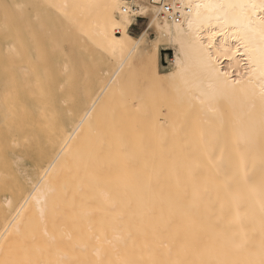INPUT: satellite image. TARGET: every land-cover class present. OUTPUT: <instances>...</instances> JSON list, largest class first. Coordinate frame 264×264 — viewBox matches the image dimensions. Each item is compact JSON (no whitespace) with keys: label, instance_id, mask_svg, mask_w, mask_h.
Returning a JSON list of instances; mask_svg holds the SVG:
<instances>
[{"label":"bare ground","instance_id":"obj_1","mask_svg":"<svg viewBox=\"0 0 264 264\" xmlns=\"http://www.w3.org/2000/svg\"><path fill=\"white\" fill-rule=\"evenodd\" d=\"M169 1L179 21L147 0H0V264H264V0ZM25 31L65 46L24 56ZM137 59L200 115L226 101L238 147L196 149V137H176L180 121L148 120V134L125 138L138 114L120 104L115 142L148 145L75 151L95 103L125 89ZM70 73L96 77L77 125Z\"/></svg>","mask_w":264,"mask_h":264},{"label":"rangeland","instance_id":"obj_2","mask_svg":"<svg viewBox=\"0 0 264 264\" xmlns=\"http://www.w3.org/2000/svg\"><path fill=\"white\" fill-rule=\"evenodd\" d=\"M2 21L3 16L0 15V22ZM146 21L145 17L139 18V21L131 26V31L137 34L141 33L147 25ZM27 30L31 31L28 28ZM28 31H25L26 34H24L23 44H21L20 49V53L24 56L39 54L45 56L49 54L58 55L54 52L55 49L65 46L64 43L57 42L42 44L38 38L32 39V35ZM155 34L153 29L148 30L149 37L153 38ZM172 53V50H162L161 63L169 66V61L173 57ZM61 55L59 54V56ZM98 56L103 57V54ZM95 80L94 74L88 77L86 73L80 76H73L70 73L68 76L67 86L70 90L68 108L70 109V116L76 120V125L90 106L88 101L91 92H93L92 89L94 90ZM125 82L123 91L109 89L95 103L91 115L83 122L82 129L72 139L75 151L92 153L99 147L109 151L111 146H114V148L118 146L116 151L134 153L139 150L138 145H148L146 140L139 142L140 144L136 142L134 145V142L132 143L131 141H125L124 143L115 142L114 137L120 128L116 126L113 120L116 119L114 113L120 104L126 105L130 111L138 114L132 116L126 124L125 138L132 137L134 129L148 134L151 128L147 123L148 120L161 121L168 128H170L172 122L180 121L181 130L176 134V137L179 139L188 136L196 137V149L210 145L214 147L215 151L220 153L226 146L238 147L237 127L234 125L230 107L226 101L221 104L216 114L208 115L207 117L204 114L200 115L199 112L195 111L197 102L194 97L187 100L181 94H178L176 85L163 81V79L161 81L159 76L143 59L135 60L130 66ZM191 117L197 118L198 125L194 130H188L187 121ZM221 117L223 120H221ZM139 120L142 123L137 124ZM201 143L206 145L203 146ZM178 144L180 143L177 142L175 145V153L186 150L183 145Z\"/></svg>","mask_w":264,"mask_h":264},{"label":"built area","instance_id":"obj_3","mask_svg":"<svg viewBox=\"0 0 264 264\" xmlns=\"http://www.w3.org/2000/svg\"><path fill=\"white\" fill-rule=\"evenodd\" d=\"M128 1L131 2L132 0ZM147 2L158 8V15L161 18L177 21L181 19V7L178 3L173 4L169 0H147ZM139 18L142 19L144 17L140 15Z\"/></svg>","mask_w":264,"mask_h":264},{"label":"snow or ice","instance_id":"obj_4","mask_svg":"<svg viewBox=\"0 0 264 264\" xmlns=\"http://www.w3.org/2000/svg\"><path fill=\"white\" fill-rule=\"evenodd\" d=\"M197 7H199V5H198ZM214 35H215V34H214Z\"/></svg>","mask_w":264,"mask_h":264}]
</instances>
